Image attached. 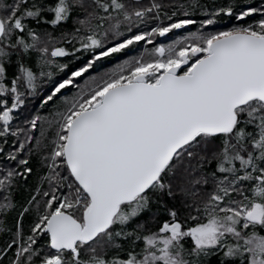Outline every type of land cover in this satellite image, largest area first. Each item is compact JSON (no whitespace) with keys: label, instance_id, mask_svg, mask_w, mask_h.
<instances>
[{"label":"snow or ice","instance_id":"obj_1","mask_svg":"<svg viewBox=\"0 0 264 264\" xmlns=\"http://www.w3.org/2000/svg\"><path fill=\"white\" fill-rule=\"evenodd\" d=\"M0 264H264V0H0Z\"/></svg>","mask_w":264,"mask_h":264}]
</instances>
